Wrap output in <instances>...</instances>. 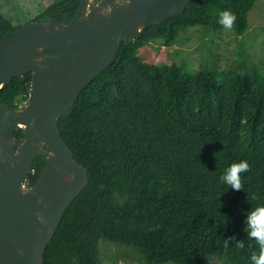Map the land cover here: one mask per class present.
<instances>
[{
    "label": "trees",
    "instance_id": "trees-1",
    "mask_svg": "<svg viewBox=\"0 0 264 264\" xmlns=\"http://www.w3.org/2000/svg\"><path fill=\"white\" fill-rule=\"evenodd\" d=\"M255 1L191 0L182 14L145 26L135 42L121 43L71 114L56 120L88 184L64 212L43 264H103L102 241L133 247L145 264H205L210 256L220 264H253L251 257L264 252L245 227L246 215L264 205V74L187 71L136 56L155 38L172 45L189 27L225 29L218 22L223 10L235 14L231 30L241 35ZM79 2L52 3L34 22L71 21ZM16 29L0 13V40ZM31 78L26 73L4 84L0 105L25 107ZM23 141L24 129H15L14 150ZM241 160L249 169L240 174L241 190H234L220 177ZM45 165L40 156L33 159L28 189ZM118 192L130 198L119 204Z\"/></svg>",
    "mask_w": 264,
    "mask_h": 264
},
{
    "label": "water",
    "instance_id": "water-1",
    "mask_svg": "<svg viewBox=\"0 0 264 264\" xmlns=\"http://www.w3.org/2000/svg\"><path fill=\"white\" fill-rule=\"evenodd\" d=\"M89 1L80 0L71 21L30 22L0 40V89L32 74L25 107L0 105V264H43L64 212L88 184V172L73 159L56 120L71 114L76 98L113 63L122 42L182 14L191 2L129 0L122 7L111 6V0H92V6ZM17 128L24 129V141L14 150ZM37 156L46 165L28 189L25 181Z\"/></svg>",
    "mask_w": 264,
    "mask_h": 264
},
{
    "label": "rangeland",
    "instance_id": "rangeland-1",
    "mask_svg": "<svg viewBox=\"0 0 264 264\" xmlns=\"http://www.w3.org/2000/svg\"><path fill=\"white\" fill-rule=\"evenodd\" d=\"M62 0H0V13L19 28L34 22L52 3ZM119 6H126L129 0H116ZM92 6V0L89 1ZM114 5V4H113ZM90 9V7H88ZM108 13V10L102 11ZM248 28L236 35L232 30L214 31L206 27L193 26L178 34L170 46H166L161 38H155L144 43L137 50L140 63L155 66L175 64L187 71L198 70H235L250 72L255 68L264 74V0H256L247 17ZM50 26V25H46ZM145 27L140 30L143 31ZM140 31V32H141ZM135 40L129 42H135ZM136 74H138L136 72ZM24 104L19 106L22 109ZM103 119L95 118L99 126ZM46 157L51 153L40 145ZM71 176L66 178L70 181ZM117 202L123 204L130 198L129 192L116 193ZM247 230V228H246ZM99 259L103 264H145L138 252L131 246L118 245L102 241L99 245ZM205 264H220V261L210 256L204 260ZM170 264V263H168Z\"/></svg>",
    "mask_w": 264,
    "mask_h": 264
},
{
    "label": "clouds",
    "instance_id": "clouds-1",
    "mask_svg": "<svg viewBox=\"0 0 264 264\" xmlns=\"http://www.w3.org/2000/svg\"><path fill=\"white\" fill-rule=\"evenodd\" d=\"M236 21V16L229 10L219 12L218 22L225 28L231 30ZM249 164L246 160L232 163L221 175V181L234 190H241V173L247 172ZM228 187V188H229ZM245 227L247 235L264 250V205L258 206L246 215ZM245 230V228H244ZM227 246V243H226ZM236 247L243 248L244 242H236ZM253 264H264V252L259 256L251 257Z\"/></svg>",
    "mask_w": 264,
    "mask_h": 264
},
{
    "label": "flooded vegetation",
    "instance_id": "flooded-vegetation-1",
    "mask_svg": "<svg viewBox=\"0 0 264 264\" xmlns=\"http://www.w3.org/2000/svg\"><path fill=\"white\" fill-rule=\"evenodd\" d=\"M100 1H101V0H98V3H99ZM115 1H116V0H111V4H110V5H111V6H119V4H116ZM98 3H97V5H98ZM113 4H114V5H113ZM97 5H95V6H97Z\"/></svg>",
    "mask_w": 264,
    "mask_h": 264
}]
</instances>
